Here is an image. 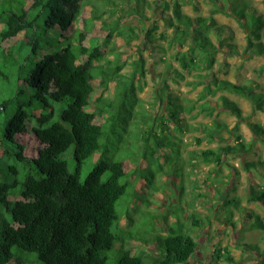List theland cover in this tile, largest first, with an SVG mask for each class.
I'll return each mask as SVG.
<instances>
[{
	"label": "trees",
	"instance_id": "16d2710c",
	"mask_svg": "<svg viewBox=\"0 0 264 264\" xmlns=\"http://www.w3.org/2000/svg\"><path fill=\"white\" fill-rule=\"evenodd\" d=\"M116 1L111 0L112 3ZM194 1H203L210 6L207 16H192L183 11L187 0H173L172 13L163 14L165 23L172 28V36L159 31V15L153 14L149 17L154 21L152 26L144 30L143 49L153 50L158 46L165 51L158 40H168V46L176 47L174 56L183 70L207 71L204 75L199 73L200 80L195 83L204 85L201 96L232 91L252 102L255 111L264 110V94L256 91L253 85L219 79L215 73V55L221 48L232 55L239 53L236 43L223 42L224 38L232 36V29L228 24L219 23L216 14L233 17L245 33L246 50L251 55L264 56V13L245 0ZM16 2L17 10H14L7 9L0 0V60L10 71L5 73L0 68V166L8 167L9 177L19 175L22 166L26 178L20 192L15 190L17 180L12 183L6 182L5 178L0 182V264H191L199 246L185 230L184 223L179 220L170 224L168 216L163 215L165 229L147 238L156 228H152V224L149 227L147 217L158 218L153 205L158 203L154 197L160 187L151 167L158 161L161 164L162 160L168 161V156L158 155L156 149L175 143L164 138L171 132L170 121L180 120L183 132V125H186L180 118V111L195 104L188 99L186 102L191 101L192 105L186 107L178 96H172L169 85L164 83L162 90L167 96L160 93V101L165 112L158 118L145 110L137 85V80L147 73L142 49L133 61L131 74L123 72L127 62L120 51L109 59L103 56V48L114 34L124 36L128 46L131 38H139L133 27L121 28L119 19L113 21L115 24L111 23L103 41L91 37L87 42L95 24L94 21L90 23V18H85V30L71 33L73 23L83 12V0ZM163 2H166L165 6ZM161 5L163 11L170 7L166 0ZM92 6V19L102 24L105 23L103 16L113 12L108 8L101 10L96 2ZM36 7H39V14L45 13V25H38L36 15L32 16L31 10ZM50 27L65 33V45L54 46L45 36ZM125 28L131 29L132 34H127ZM214 37L219 40L215 41ZM14 38H18L15 44L4 45ZM56 47L60 48L56 50ZM258 71H264V65ZM180 72L175 69L177 75ZM207 79L211 82L207 83ZM99 86L103 92L111 89V96L96 95ZM221 106L247 122L252 132L264 140V127L251 121L240 105L224 94L214 103L209 100L201 104L200 112H213ZM212 124L209 129L211 139H218L215 132L228 128L218 120ZM138 128L141 129L135 137L134 131ZM121 129L123 133L118 134ZM231 132L236 143L228 142L216 149L200 151L206 163H215L220 169L225 155L249 151V143L243 140V135L236 129ZM110 134H118L126 144L135 142L141 147L142 154L128 153L124 160L109 155ZM28 137L37 143L35 154L28 152ZM196 141L200 143L202 139L196 137ZM68 150H71L74 171L70 170L65 158ZM99 151L100 160L82 178V164ZM131 156L136 164L143 157L147 166L128 172L125 161ZM245 167L249 171L262 169L264 159L247 161ZM160 171L165 172L163 167ZM135 173L139 175L136 181ZM142 178L146 181L139 192L137 181ZM206 181L208 177L202 182ZM184 192L183 186L180 198ZM125 195L121 212H118V202ZM248 200L263 209V214L248 213L252 218L250 227L264 230V187L251 184ZM226 201L231 202L230 199ZM133 203L137 208H131ZM140 205L143 210H139ZM216 206L214 203L213 207ZM235 206L241 209L239 201ZM131 210L139 212L142 218L134 220ZM227 214H230L227 221L234 224L233 211ZM222 215H218V220L222 218L219 221L227 219L224 212ZM124 218L126 227L121 225ZM191 220L193 225H200L197 217ZM139 239L146 246H137L133 242ZM150 240L154 247L152 251L147 247ZM247 246L261 249L258 244ZM145 248H149V252H145L148 251ZM214 255L233 260L228 252L222 253L219 248ZM261 255L264 256V249Z\"/></svg>",
	"mask_w": 264,
	"mask_h": 264
},
{
	"label": "rangeland",
	"instance_id": "374dc122",
	"mask_svg": "<svg viewBox=\"0 0 264 264\" xmlns=\"http://www.w3.org/2000/svg\"><path fill=\"white\" fill-rule=\"evenodd\" d=\"M16 1L3 0L7 9L14 10L18 5ZM27 1L29 3L32 2V0ZM117 1V3H112L111 0H83V12L73 23L71 33L74 34L78 30L86 29L85 18H90V23L92 21L95 22L87 42L91 37H98L100 41H103L104 39L102 38L107 34V29L116 19H119L121 28L124 26L133 27L139 34V38H131V44L128 46L124 36L114 34L107 44V47L103 48V56L104 59H109L113 57L114 53L120 51L124 60L127 62L123 72L131 74L134 71L133 61L139 57V51L142 49L147 73L144 77L137 80V85L140 87L138 95L143 100L145 110L150 114L157 115L158 118L165 112L164 105L160 101V93L165 97L167 96V92L162 90L164 83L169 85L172 96H178L180 102L186 107H190L192 103L195 104L191 108H185L180 111V118L184 120L186 125L185 127L183 125V132L180 128L182 127L180 120L175 123L170 121L169 128L171 132H167L164 138L167 139L168 137V140L175 143H170L162 149H156L159 152L158 155H167L168 161L166 162L161 159L162 164L161 161H158L151 167V171L155 173L156 184L160 189L155 191L156 196L154 198L158 203L153 205L155 208L154 212L158 218L147 217L149 227L152 224V228H156L155 231L150 232L147 238H151L154 232L161 233V230L165 229L166 224L163 215H167L170 224L181 220L184 223L185 230L190 232L198 242V252L195 254L194 259L191 260V264H264V256L261 255L264 249V230L261 228H251L250 223L252 222V218L248 217V213L253 211L263 214V209L258 203L248 200V191L251 184L264 187V168L249 171L245 167L247 161L264 159V140L259 139L252 132L247 122L239 120L235 115L223 108V106L217 107L213 112H200V105L209 100L214 103L224 94L240 105L245 116L263 127L264 110L255 111L252 102L232 91H218L216 94L208 93L207 96H201L200 94L204 85L195 83L200 80L199 73L204 75L207 71L183 70L179 61L174 56L177 49L175 46H168V40H158V44H161L165 48V51L158 48V46L153 47V50L143 49L141 41L145 34L144 30L152 26L154 21H150L149 17L153 14L159 15V20H157L159 21L157 23L159 31H165L168 35L172 36V28L168 27L165 23L163 14L172 13L173 0H166L170 4V7L164 11L161 5L163 0ZM245 1L247 4L255 6L264 13L263 0ZM94 2L101 6V10H106V8L113 10L107 16H103L104 24L92 19V4ZM163 3L165 6L166 2ZM196 4H198V8H195ZM209 7L203 1L198 3L194 0H187V2H184L183 11L192 16H207ZM31 12L32 16L36 15L38 25H45V13L39 14V7L32 8ZM248 17L250 18V14ZM216 19L219 23L230 25L232 29V36L224 38L223 42L236 43L239 50L238 54L233 55L229 50L223 48L217 52L215 55L217 61L215 65L216 76L219 79H229L235 83H250L256 91L264 94V71H258L264 65V56L257 54L251 55L246 50L247 41L245 33L233 17L218 13L216 14ZM126 28L124 31L127 34H132L131 29ZM45 36L53 42L54 46L58 45L61 47L67 43V36L58 28H47ZM214 40L218 41L219 39L214 37ZM17 41L18 38H14L11 41L5 42L4 45L7 46L9 43L15 44ZM103 45L105 46V44ZM60 47H56V50ZM162 57H166L165 60ZM0 68L5 73L10 72L1 60ZM175 69L181 71L180 75L175 73ZM210 82L211 79H207V83ZM100 94H103L104 97H110L111 89L103 92V88L99 86L96 95ZM188 99L192 100V103L191 101L186 102ZM214 120H218L228 126L227 129L215 132L218 139H211L209 136V129H212V122ZM237 124L238 127L236 128ZM139 129L141 128L134 131L135 137ZM231 129H236L243 135V140L249 143V151H239L225 155L224 163L220 169L217 168L215 163H206L200 154L201 150L207 148L216 149L226 145L228 142L232 144L236 143L237 139L232 136ZM122 133L123 131L121 129L118 134ZM118 134H110L111 142L107 146L109 155H115L120 160H124L128 153L135 156L142 154L141 147L131 140L130 144L122 142ZM196 137H200L202 141L198 143ZM28 141L30 142L28 152L35 154L37 143L30 137H28ZM132 157L134 156L128 157L125 161V168L128 172L137 170L139 166H147V161L143 157L139 158V164H136L137 162ZM65 158L69 161L70 170L74 171L75 166L72 162L71 150L66 151ZM100 158L101 151L92 154L84 161L81 168L82 178H85L89 174ZM161 167L164 168L165 174L160 173ZM7 169V166H0V182L5 178L6 182L13 183L17 180L19 183L15 190L20 192L26 178L25 169L20 166L21 173L17 176L12 175V177H9L7 174ZM148 176L151 178L150 173H148ZM134 177L136 181L139 178L138 173H135ZM206 177H208V181L206 183L202 182ZM145 181V178L137 181L136 188L139 192L143 190ZM183 186L185 192L182 198H180ZM126 197V195L123 196L118 202V212H121V203ZM227 199H230L231 202L226 201ZM236 201L240 202L241 209L235 206ZM225 202L226 204L224 205ZM214 203H216V207H213ZM135 206L136 204L133 203L131 208ZM138 208L139 210H143L142 205ZM229 211H233L232 221L234 224H230L227 221L230 219V214H227ZM222 212H224V216L227 219L219 221L222 218L218 220L220 217L218 215H222ZM131 214L134 220H140L142 218V215L137 211L131 210ZM194 216L200 221V225H193L194 221L191 218ZM126 223L127 221L124 218L121 225L126 227ZM142 230L144 228H141ZM133 242L137 246H146L140 239L133 240ZM151 243L152 241L150 240L147 247L152 251L154 247L153 243ZM247 244H258L261 249L260 251L252 249ZM149 248H145L148 250L145 252H149ZM217 248L221 249L222 253L228 252L233 258L232 262L228 261L224 255L220 257L214 255ZM29 264H41V262Z\"/></svg>",
	"mask_w": 264,
	"mask_h": 264
},
{
	"label": "bare ground",
	"instance_id": "6f19581e",
	"mask_svg": "<svg viewBox=\"0 0 264 264\" xmlns=\"http://www.w3.org/2000/svg\"><path fill=\"white\" fill-rule=\"evenodd\" d=\"M197 116V115H196ZM250 184V183H249Z\"/></svg>",
	"mask_w": 264,
	"mask_h": 264
}]
</instances>
